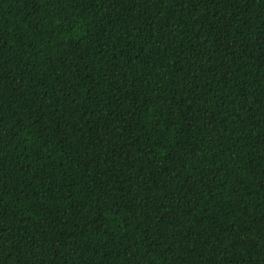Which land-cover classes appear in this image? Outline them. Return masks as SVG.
<instances>
[{"label": "trees", "instance_id": "trees-1", "mask_svg": "<svg viewBox=\"0 0 264 264\" xmlns=\"http://www.w3.org/2000/svg\"><path fill=\"white\" fill-rule=\"evenodd\" d=\"M0 264H264V0H0Z\"/></svg>", "mask_w": 264, "mask_h": 264}]
</instances>
